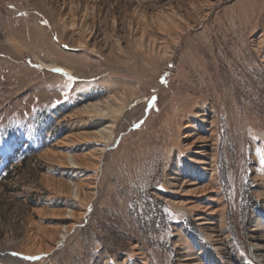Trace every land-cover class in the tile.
<instances>
[{"label":"rangeland","instance_id":"rangeland-1","mask_svg":"<svg viewBox=\"0 0 264 264\" xmlns=\"http://www.w3.org/2000/svg\"><path fill=\"white\" fill-rule=\"evenodd\" d=\"M110 95L122 97L118 112L77 111ZM196 110L217 118L220 232L241 262L263 264L252 235L264 234V0H0V264H183L201 242L216 251L165 187L174 159L189 168L173 146L179 125L207 129ZM108 121V141L81 138ZM102 146L99 175L44 155ZM77 180L94 187L90 200L58 191ZM64 224L68 241L33 249L30 233Z\"/></svg>","mask_w":264,"mask_h":264},{"label":"bare ground","instance_id":"bare-ground-1","mask_svg":"<svg viewBox=\"0 0 264 264\" xmlns=\"http://www.w3.org/2000/svg\"><path fill=\"white\" fill-rule=\"evenodd\" d=\"M10 40L11 38L8 39V41ZM138 43L140 47H149L148 43H145L142 39ZM261 45L262 44H256L258 51L261 50ZM46 64L48 67H53L52 63L50 62H46ZM121 99L122 97L120 95H110L105 97L103 100L99 99L90 101L80 107L77 111L89 117L110 115L119 111V108L121 107L119 105ZM194 116L199 117L200 120L206 125L207 129L206 131H200L195 126L194 121L189 118L179 125V129H177L176 132L177 139L173 146L177 145L175 146L176 151L180 152L186 157L189 168L185 174H181L178 168V163L174 159L171 166V172L167 175V183L165 187L166 192H168L167 198L169 199V202L174 205L181 206L184 210L194 214V219L197 221L199 228L205 232L207 239H209L210 242L212 241L216 251H203L204 242H201L199 246L201 254L199 252L197 255H194V259L185 257L187 259L183 260L182 262L183 264H246L241 262V258H239L240 255L238 256V254L232 253V249L228 245L230 233L220 232L227 227L226 216L229 204L225 199L224 192L221 189L219 180L217 179V160L219 156L217 118L215 115H207L205 111L200 110H196L194 112ZM90 125H92V122L89 123V126ZM112 126L113 124H111L110 121L99 123L94 127L92 126L93 129L81 131L79 134H81V138H93L98 142L108 141L107 139L111 137ZM70 141H73L71 134L65 135V137L62 139V143H68ZM103 148L104 146L100 147V149L99 147H95L94 151L87 157H84V155L75 154L73 152H58L57 154V151L55 152L53 150H47L44 155L46 158L56 160L59 166L93 168L97 171V175H99L101 174V170L97 161V152H99V156H101ZM190 167L192 169L200 168L207 176V180L203 183L196 181V178L198 177L196 172L193 173L192 178H187V176L191 174ZM64 183L65 186L63 188L57 187L58 191L69 194L76 199L90 200L92 195L95 194L94 191H92L94 187L90 184L84 183L83 181H66ZM96 183L97 186L95 189L99 191L101 189V183L100 181L99 183ZM234 184L236 183H233L232 197L234 204L239 207L241 187L239 184ZM58 214L63 216L64 219L74 218L81 215V213L72 209H62L58 211ZM214 216L217 217V221L214 220ZM72 226H74V224H64L53 227L50 232L44 231L45 238H39L35 233L32 232L29 234L31 246L37 252H52L56 247L61 246L64 241H68ZM33 229L34 231L40 230L38 226H33ZM252 236L254 237L253 245L256 247V250L259 253V258L264 264V234H260L259 232V234H253ZM133 247L134 249L136 248L134 245ZM139 252L137 254L140 255ZM249 259L254 260V262L257 264H261L257 258L255 259L252 256H249Z\"/></svg>","mask_w":264,"mask_h":264},{"label":"water","instance_id":"water-1","mask_svg":"<svg viewBox=\"0 0 264 264\" xmlns=\"http://www.w3.org/2000/svg\"><path fill=\"white\" fill-rule=\"evenodd\" d=\"M39 256H34V257H32V258H38Z\"/></svg>","mask_w":264,"mask_h":264}]
</instances>
